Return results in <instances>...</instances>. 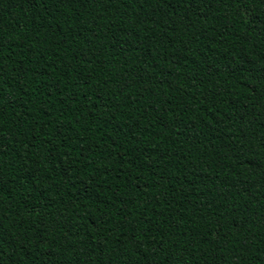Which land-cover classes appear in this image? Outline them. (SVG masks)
Returning a JSON list of instances; mask_svg holds the SVG:
<instances>
[{
    "label": "trees",
    "instance_id": "16d2710c",
    "mask_svg": "<svg viewBox=\"0 0 264 264\" xmlns=\"http://www.w3.org/2000/svg\"><path fill=\"white\" fill-rule=\"evenodd\" d=\"M0 264H264V0H0Z\"/></svg>",
    "mask_w": 264,
    "mask_h": 264
}]
</instances>
